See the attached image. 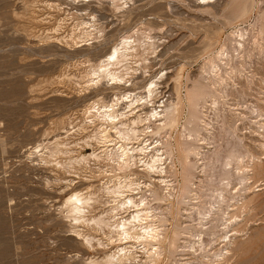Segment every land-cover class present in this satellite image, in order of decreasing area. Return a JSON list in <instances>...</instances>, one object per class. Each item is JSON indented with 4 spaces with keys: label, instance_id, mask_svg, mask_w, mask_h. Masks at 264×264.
<instances>
[{
    "label": "rangeland",
    "instance_id": "374dc122",
    "mask_svg": "<svg viewBox=\"0 0 264 264\" xmlns=\"http://www.w3.org/2000/svg\"><path fill=\"white\" fill-rule=\"evenodd\" d=\"M68 2L0 0V264H91L89 259L102 260L105 252H109L110 248L115 249L116 246L107 244L106 237L96 232L92 225L77 226L81 233L95 237L92 247L71 234L70 219L61 205L66 195L74 189L87 184L99 187L98 182L105 179L99 173L106 171L116 174L107 165L104 156L98 162L89 159L90 165L79 166L73 160L80 153L88 154L98 147V142L86 140L95 129L86 122L90 118L85 108L93 100L106 104L126 91L144 95V85L153 79L158 84L154 104L168 103L170 100L177 103V118L172 127L152 133L148 141L166 140L171 144L172 178L178 183L182 180L181 148L186 141L187 128L193 126L190 122L191 104L187 97L191 87L195 83L203 84L206 93L215 92L216 99H220L219 107L211 106L208 110L210 128L208 131L200 129L202 137L206 139L204 141L216 138L217 142L214 141L221 146L217 147L216 154H209L212 158L219 155L218 165L209 155L208 159L205 158L210 166H207L206 174L211 172L206 176H214L205 177L203 181L208 183L203 191L205 205L216 200L213 189L218 186L222 172L220 163L228 152L227 148L234 145L237 138H243L256 150L255 154L261 153L256 154L261 157V163L256 165L259 181L255 185L260 182L263 186H259L263 188L253 194L247 193V199L252 197L240 210L242 213L239 212L241 224L237 222L238 225L233 226L239 230L235 233L239 236L233 234L232 256L226 264H247V258L252 259L247 261L248 264H264V150L252 146L250 141L252 130L257 129L254 121L259 119L250 113L251 108L254 105L263 106L264 99V35L258 31L264 27V0H210L208 4H201V0H129L121 9L114 8L109 0H93L84 6L83 12L86 13L81 15H77L73 8L76 2ZM84 21L93 24L88 35L84 32L88 30ZM243 27L249 31L244 42L246 51L238 53L233 49L237 45V38L232 32ZM129 33H133L137 42L153 41V45L137 43L134 56L129 59L130 72L124 75L131 84L115 87L106 78L94 84L91 79L97 75L92 73L95 68L98 69L100 60L123 34ZM71 37L78 41L88 39L89 43H74ZM220 50H224L225 60L217 58ZM210 59L219 62L220 73L225 78L223 81H218L219 78L212 76L211 72L208 76ZM120 105L123 107L124 103ZM217 114H225L226 126L237 123L235 132L230 130L232 127H225L228 131H222L220 119L223 115L218 119ZM66 129L69 130L67 133ZM78 171L81 172L79 179ZM91 174L94 180H85ZM114 175L110 177L114 178ZM69 179H73L75 184L66 186ZM209 181L213 183L212 186ZM255 185L254 190L257 188ZM145 193L153 214L159 219L155 223L165 227L163 235L166 237L160 243L163 254L156 264H183L189 260L192 264H216L212 253L220 246L219 241H212L208 260H203L201 252L197 253L199 255L189 253L186 245L188 239L192 238L178 236L175 246L170 245L176 226L195 231L200 225L195 218V209L194 214H186L187 211H194L189 208L191 200L187 197L186 205L178 203V192H175L158 202L150 190ZM98 194L100 201L107 200L101 191ZM179 208L183 209L184 214ZM100 209L101 206H98L93 212L97 213ZM97 238L104 247H98ZM237 244L240 246H235ZM140 257L142 262L146 260L144 254Z\"/></svg>",
    "mask_w": 264,
    "mask_h": 264
},
{
    "label": "bare ground",
    "instance_id": "6f19581e",
    "mask_svg": "<svg viewBox=\"0 0 264 264\" xmlns=\"http://www.w3.org/2000/svg\"><path fill=\"white\" fill-rule=\"evenodd\" d=\"M71 1H73V3L76 2L77 5L73 8H75V12L77 13V15H81L82 13H86L83 12L84 6H88L93 0ZM109 1L111 2V5L114 6V8L121 9L126 6L129 0ZM200 3L208 4L210 3V0H201ZM93 17L94 16H92V18ZM83 23L84 26L88 28V30H84V32L88 35L90 32L89 28L93 26V24L89 21H84ZM258 31H260L264 35V27H261ZM248 32L249 31H247V28L244 27L237 28L232 32L235 36L234 38H237V45L234 44L235 47L233 49L238 53L240 51V53L246 51L244 42L248 38ZM260 32H257V34H261ZM132 34L133 33L123 34L116 42L117 44L113 46V48L110 49V51L105 54V56H103V58L100 60L99 65H97L98 69L95 68L96 70L94 69V72H91L93 75H97L95 77L91 76L93 78H97L96 81H93V78L91 79L94 84H97V82L102 78H106L107 80L109 79V81L111 80V85H115V87H120V85H124L127 87V85L131 84L128 78L125 79L124 75L129 74L130 72L129 59L134 56L133 52L137 48V43H147L149 45H153V41L137 42L138 40L133 37ZM57 38L58 37H56V39ZM71 39V41H73L74 43H78L79 41L89 43L88 39H79V41L73 40V37H71ZM223 51L224 50H220V52H218L217 58L219 60L222 58L224 59ZM217 62L218 61H215V59H210L207 73L209 76V73L211 72L212 76L219 78L218 81H223L225 78L223 77V74L220 73L221 67L219 68L220 64L219 62ZM217 78H215L214 80H216ZM92 82L90 84H92ZM212 85L214 86V84ZM157 88V80L153 79L150 80L146 85H144V95L140 96L133 91H126L124 93H121L120 96H115L113 99H111V101L109 100L110 102L106 104H100L98 101L93 100L85 108V112L89 114L88 117L90 118L89 121H85L88 122L89 125L93 127V129H95V132H93V134L90 135L89 138H86V140L89 139L91 141L94 140L98 142V147L95 149L94 146V149L88 154L80 153L78 157L74 158L73 160L80 166L81 164L86 165L87 163H89V159H93V161L95 160V162L97 160L98 162L101 156H104L103 159L107 162V165L109 164L110 167H112L113 172L115 171L116 174H109L106 171H103V174H98L105 177V179H102V181L98 182L97 185L99 187L96 188L93 184H87L85 185V187L74 189L66 195L61 207L65 209L66 217L70 219V223L72 225L71 234L76 235L78 238H81L85 244L92 247V241L95 239V237L91 236L90 234L81 233L80 228L77 227L82 224L92 225L93 229L96 232H101V234L106 237L108 241L107 244L116 246L115 249L112 250H110L111 248L109 247V252H105L102 260H97L94 258L89 259V262L91 264H156L160 255L163 254H161L162 247L160 246V243L162 239L166 237L163 235L165 234V227L162 228L160 227L159 223H155V221L159 219L158 217L156 218V216L153 214V211L151 209L152 206L149 203L150 201H148L149 199H147V193L145 192L150 190L151 195H153L154 198L158 200V202L163 201L166 199V197L174 195L175 192H178L176 194L178 203L185 204L188 201H186V199L188 198L189 200H191L190 203L192 205L189 208L191 210L195 209L196 212L195 210L192 212H185L186 214H194L193 212L197 213V217L195 218L198 219V223L200 225L195 231L187 229L188 227L186 228L181 226L179 228L178 226H176L173 230L174 237L172 238L170 245L175 246V242L178 236L192 238V240L188 239L186 245V248L188 246L187 250L190 251L189 253H194V255L203 253V260H208V255L210 254L209 250L211 248L210 246L213 245L212 241H219L218 243H220V246L217 247V250L215 249L216 251L214 250V252L212 253V255L214 256L213 259L216 260V264H226V262L228 261L227 259L232 256V246L235 242V237H233V234L239 231L237 229L235 230V227H233L235 224H237V222H239V212L246 207V204L248 202H250L252 196L247 199V196H249L248 194H253L255 191L263 188L259 186H263L260 182L259 184L255 185V183L259 181V179L257 178L258 176L255 172L256 165L258 163H261V157L259 158L256 154H259L260 152H256L255 154L254 151L256 150L252 149L253 147L246 144L243 141V138H237V136L234 135L237 138L235 144H231V146L227 148L228 152H226V155L222 158V162H219L221 164V166H219L222 167V172L219 176L220 179L217 177L219 179V182L217 181L218 186H215L216 188L213 189L216 193V195H214L216 197V200L212 204L208 203L209 205H205V201L203 200V196L205 195L203 193L205 192L203 191L206 190V187L204 186L207 182L204 183V178L208 177L206 175H209L211 173L209 171L210 173L206 174L207 166H210L205 158H207L209 154H216L218 152L217 147L221 146H218V143L216 144V138H212L211 141L207 139L208 142L204 141L206 139L202 137L200 129L204 131L210 128L208 127V125L211 123L209 122L211 121L208 113L210 111L209 109L211 106L213 108V106L219 104L218 100L220 99H216L214 91L213 94L206 93L203 84L200 83L193 84V86L191 87V92L190 90L188 91L190 93L187 97L191 104L192 110L190 115V122L193 123V126L187 128L188 132L185 139L186 141L184 143V146L181 148L182 159L180 161L182 165V180L178 183L175 182L172 178L173 173L171 168L173 165V151L169 147V145L171 144H168V141L166 140L148 141L149 136L152 133H157L160 130L172 127L176 123L177 118V103H174L170 100L168 103H160L159 105L154 104V99L158 94ZM207 89H209V87ZM208 97H210L211 99H209ZM217 97L221 96L218 95ZM121 103H124L123 107H121ZM207 103L210 104L209 107L207 106ZM158 106L160 107V109H158ZM217 106L219 107V105ZM250 108L251 107L249 106V109ZM215 109L216 107H214L213 111H215ZM234 113H236V111ZM250 113H253L254 117L259 118L258 120L256 119L254 121L255 123H257V125L255 124L257 126V129L252 130V138H250V141L252 142V146L260 150H264V121L259 122L260 120H264V118L262 117V115H264V99L263 106L254 105L251 108ZM218 114L216 116L217 118L223 115L220 114V116H218ZM237 114L238 117H241L239 116V113H236V115ZM224 115L220 119L222 121V131H228L224 129L225 127H228L227 129L232 127V129L230 130L232 132H235V124L237 123H233L234 125H230L231 123H229L228 126H226ZM249 123L251 122L249 121ZM218 125H220V123ZM68 131L69 130L67 129L65 130L66 133ZM214 139L216 142L214 141ZM89 144L90 143H87L88 146ZM226 145L229 146L228 144ZM89 147H92V144ZM218 156L219 155L217 154L216 157L213 156L214 158H212V156H210L211 158H209L211 160L213 159L214 164L217 163L218 165ZM192 157H197L201 161H197L196 159L193 160ZM262 158H264V156ZM211 165H213V163H211ZM90 169L93 168L91 167ZM220 169L218 171H220ZM80 173L78 171V179L80 178ZM198 173L199 175H197ZM110 175H114V178L110 177ZM137 176L145 177V179H140V177ZM210 176L214 177L213 175ZM210 176L208 178H210ZM89 177V179L86 178L85 180H94L92 174ZM66 182V186H72V184H75V181L73 179L66 180ZM66 182L64 183L66 184ZM210 184L212 186L213 183ZM237 185H239V187H236ZM254 185L255 187H257L255 190L253 188ZM157 190H159L160 192L158 193ZM100 191L104 196L107 197V200L105 202L99 200L100 195L98 194V192L100 193ZM102 202L104 203L103 205ZM98 206H101V209L97 213H94L93 211L97 209ZM107 206L109 207L108 209L105 208ZM177 207H179V205H177ZM181 210L183 209L179 208V211L184 214V212H182ZM231 231L234 232L231 233ZM237 234L235 235L239 236ZM208 235H211L212 237L208 238ZM189 240H191L192 242ZM95 241L97 242L98 247H104L103 242L100 241L99 238H97ZM235 246H240V244H237ZM175 252H177V249ZM180 252L181 251H179V254ZM240 253L243 254V251H241ZM245 253L247 254V251ZM141 254H144L146 256V260H143V262L140 257ZM252 256L255 257L257 255ZM251 260L252 259L248 260L247 258L245 259V263L248 264V262H250ZM212 262L214 261L212 260ZM190 263L191 260L186 261L183 264ZM239 264L244 263L241 262Z\"/></svg>",
    "mask_w": 264,
    "mask_h": 264
}]
</instances>
